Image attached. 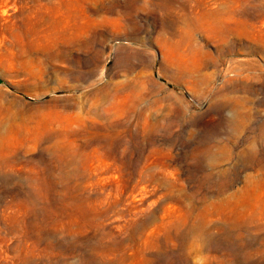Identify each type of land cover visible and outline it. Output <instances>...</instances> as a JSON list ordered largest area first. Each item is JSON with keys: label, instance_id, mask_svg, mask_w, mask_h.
<instances>
[{"label": "rangeland", "instance_id": "obj_1", "mask_svg": "<svg viewBox=\"0 0 264 264\" xmlns=\"http://www.w3.org/2000/svg\"><path fill=\"white\" fill-rule=\"evenodd\" d=\"M0 264H264V0H0Z\"/></svg>", "mask_w": 264, "mask_h": 264}]
</instances>
